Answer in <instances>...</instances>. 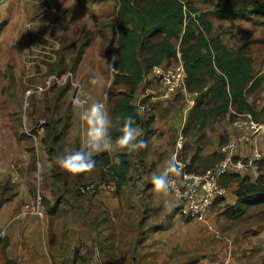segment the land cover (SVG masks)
<instances>
[{
	"label": "rangeland",
	"instance_id": "rangeland-1",
	"mask_svg": "<svg viewBox=\"0 0 264 264\" xmlns=\"http://www.w3.org/2000/svg\"><path fill=\"white\" fill-rule=\"evenodd\" d=\"M117 1L0 0V205H15L16 213L13 217L38 220L23 224L19 229L25 232L30 227H39L36 233L44 239L49 237L53 252L57 254L55 260L59 264H91L74 250L75 243L89 244L82 238H86L88 233L80 235L75 224L83 217L94 215L95 207L91 205L95 195L85 194L80 200L68 193L66 196L71 203L80 204L85 212L82 214L73 205H66L68 211L55 219L52 228H49L48 214L44 218H37L36 215L24 213L25 205L32 204L38 193L43 200H48L44 189L50 187L51 182V162L41 145L43 131L39 132L44 123L42 114L50 89L32 96L28 106L25 92L42 84L46 75L56 73L59 67L71 70V60L75 56L72 46L89 41L74 73L89 96L105 104L109 115L110 105L108 101L104 102V98H107L116 75V70L113 71L109 63L115 66L117 58ZM215 1L218 3L221 0ZM195 3L201 10L211 13L217 32L229 47L237 48L248 43L249 54L254 58L257 68L264 72V18L253 16L227 19L219 17L213 5L203 0H195ZM63 55L65 61L59 66L57 61ZM152 75L151 71L145 76L141 88L145 86L155 91L161 88ZM119 89L125 90V87ZM75 92L71 87L69 96L72 99ZM250 101L255 103L261 122H264V80L257 92L250 96ZM79 108L74 106L76 111ZM252 145L261 149L264 155V148L260 147L258 141L257 144L252 142ZM218 160L216 155L205 159L202 170L212 168ZM38 170L39 180L36 176ZM90 180L99 182L98 172H91ZM226 219L237 218L226 215ZM238 220L264 223L263 206L249 207ZM132 231L135 230L132 228ZM9 233L10 230L1 220L0 260L3 259V242ZM139 241L140 237L136 240V248L126 254V264H139L137 256L142 254Z\"/></svg>",
	"mask_w": 264,
	"mask_h": 264
},
{
	"label": "trees",
	"instance_id": "trees-1",
	"mask_svg": "<svg viewBox=\"0 0 264 264\" xmlns=\"http://www.w3.org/2000/svg\"><path fill=\"white\" fill-rule=\"evenodd\" d=\"M203 1L213 5L219 17L264 18V0H221L218 3L215 0ZM115 14L118 32L116 75L107 96L109 116L113 121L109 132L113 140L120 135L119 126L123 123L117 117L132 116L135 127L142 122L132 100L144 77L155 66L179 61L183 63L187 73V89L197 93L196 103L183 129L185 135L202 133L213 121L231 111V119L249 112L255 121L261 122L260 112L249 99L261 87L264 72L257 68L254 58L249 54L248 43L237 48L229 47L217 32L211 13L198 8L195 0H118ZM89 43L87 41L79 46H72L75 56L71 60L70 71L77 70ZM64 61L65 55L57 63L62 66ZM56 71L61 74L66 70L59 67ZM120 87H125V90L119 89ZM70 89V84L52 86L42 114L44 123L40 141L52 164V199H45L43 202L49 216V228H52L58 216L66 214V205H73L74 209L85 212L80 204L71 203L66 195L69 193L82 200L85 194L80 192L79 187L92 182L89 179L93 171L98 172L100 181L113 179L117 187L115 194L119 196L123 185L128 181L131 162L132 152L122 150L119 153V163L116 162L115 153L111 157L107 152L95 154V167L90 171L73 174L56 165L57 155L65 149L71 151L80 147V141L70 145L66 140L73 118ZM259 166L262 174L256 181L229 174L230 181L237 182V204L228 206L225 210L228 217L242 215L255 205H262L264 208V159L260 160ZM98 236L96 245L102 251L113 254V250ZM53 261L54 264H59L55 259ZM3 264L17 262L6 259Z\"/></svg>",
	"mask_w": 264,
	"mask_h": 264
},
{
	"label": "crops",
	"instance_id": "crops-1",
	"mask_svg": "<svg viewBox=\"0 0 264 264\" xmlns=\"http://www.w3.org/2000/svg\"><path fill=\"white\" fill-rule=\"evenodd\" d=\"M144 80L145 77L132 102L143 108V112H138L142 122L137 128L141 132L138 139L145 141L146 147L132 152L128 181L120 195L108 191L95 195L91 205L95 207V213L90 218L82 216L76 222L77 232L80 235L88 233L82 238L89 242L87 246L90 248L98 244L100 234V240L113 250V254L107 253L112 259L103 252L114 264H126V254L136 248L139 237L142 251L137 256L139 264H264V223L239 221L238 218L249 208L242 215H235V220L226 219L227 204H237V182L230 181V175L222 178V184L228 186V194L208 214L212 229L207 223L183 219L179 200L168 189L156 190L150 182L153 175H160L168 168L179 132L184 129L193 106L189 108L182 95L165 101L161 89L141 88ZM94 100L98 101L91 97L89 103L77 111L72 107V125L66 138L68 144L81 141L86 125L79 119V114ZM230 113L204 128L202 133L184 134V153L191 158L192 169L202 170L203 161L213 155L219 159L222 157L220 146L234 132ZM262 138L258 137L254 142L257 144L258 141L264 148ZM247 150L241 147L232 154L244 155ZM138 171H142L147 180L143 187L132 181ZM44 194L51 199V187L45 188ZM14 207L7 203L0 207V221L3 220L10 230L6 242H3L1 264L6 259L15 260L17 264H54L57 254L53 252L49 237H40L36 233L39 227H30L25 232L19 229L23 224L38 220L13 217L16 213ZM82 257L94 264L89 256Z\"/></svg>",
	"mask_w": 264,
	"mask_h": 264
},
{
	"label": "built area",
	"instance_id": "built-area-1",
	"mask_svg": "<svg viewBox=\"0 0 264 264\" xmlns=\"http://www.w3.org/2000/svg\"><path fill=\"white\" fill-rule=\"evenodd\" d=\"M153 80L160 85L162 97L165 101L171 100L176 95H182L188 107L196 103L197 93L187 89V73L181 61L171 64H161L152 69ZM70 84L75 89L72 99L73 106H86L91 96L84 90L82 83L76 78L72 71H65L61 74H47L44 82L34 88H29L25 92V102L28 106L32 96L40 95L52 86H63ZM42 121L38 122L37 127ZM234 132L228 135V139L220 146L222 157L207 170L192 169V160L184 153L185 136L183 130L179 132L178 139L173 150V156L178 166V171L168 173L170 180L169 192L180 202V211L186 220H194L207 223L210 229L213 225L208 222V214L213 206L224 198L229 189L222 184L225 175L248 174V178L256 181L260 178L262 171L259 166L260 160L264 159L263 151L252 145L258 137L264 136V123L255 121L251 113L238 114L231 120ZM43 131V126L39 129ZM247 148L244 155L232 154L238 148ZM133 183L143 187L147 180L142 171L133 178ZM116 183L113 179L99 182L83 184L79 187L83 194L97 195L101 192H116ZM32 204H26L25 214H33L44 218L46 216L43 198L37 194ZM74 249L79 256H89V260L94 264H113L111 259L104 254L97 245L88 247L84 243H75Z\"/></svg>",
	"mask_w": 264,
	"mask_h": 264
},
{
	"label": "clouds",
	"instance_id": "clouds-1",
	"mask_svg": "<svg viewBox=\"0 0 264 264\" xmlns=\"http://www.w3.org/2000/svg\"><path fill=\"white\" fill-rule=\"evenodd\" d=\"M109 66L115 71L113 63ZM137 112H143L142 107H137ZM79 119L86 125L81 136L80 147L75 150H67L55 157L56 165L69 173H80L90 171L95 167L94 154L107 152L111 157L116 154V162L119 163V153L124 150L134 152L146 147L143 140L138 139L141 135L140 130L135 127L132 116L117 117L123 123L119 126L120 135L113 140L109 129L113 127L112 118L108 115L106 106L103 102L93 101L90 107L85 108L80 114ZM177 170L178 166L173 157L168 162V168L160 175H153L151 183L156 190L166 191L169 188L170 180L168 173ZM37 180L40 179L39 170L36 173Z\"/></svg>",
	"mask_w": 264,
	"mask_h": 264
}]
</instances>
